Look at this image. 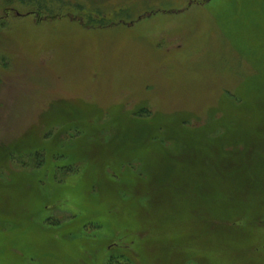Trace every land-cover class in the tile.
<instances>
[{"label":"rangeland","instance_id":"374dc122","mask_svg":"<svg viewBox=\"0 0 264 264\" xmlns=\"http://www.w3.org/2000/svg\"><path fill=\"white\" fill-rule=\"evenodd\" d=\"M0 264H264V0H0Z\"/></svg>","mask_w":264,"mask_h":264},{"label":"trees","instance_id":"16d2710c","mask_svg":"<svg viewBox=\"0 0 264 264\" xmlns=\"http://www.w3.org/2000/svg\"><path fill=\"white\" fill-rule=\"evenodd\" d=\"M111 260H112V259H111ZM111 260H110V261H111Z\"/></svg>","mask_w":264,"mask_h":264}]
</instances>
